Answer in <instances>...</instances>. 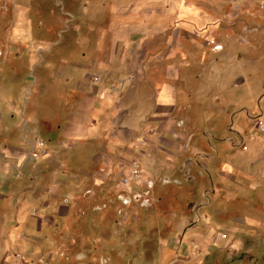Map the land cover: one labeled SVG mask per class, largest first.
<instances>
[{
  "label": "crops",
  "instance_id": "crops-1",
  "mask_svg": "<svg viewBox=\"0 0 264 264\" xmlns=\"http://www.w3.org/2000/svg\"><path fill=\"white\" fill-rule=\"evenodd\" d=\"M263 36L264 0H0V100L16 105L0 125V249L25 253L22 231L113 206L134 161L140 187L161 178L133 195L149 206L219 173L235 206H264V132L248 114L264 119L263 91L244 71L264 72Z\"/></svg>",
  "mask_w": 264,
  "mask_h": 264
},
{
  "label": "rangeland",
  "instance_id": "rangeland-1",
  "mask_svg": "<svg viewBox=\"0 0 264 264\" xmlns=\"http://www.w3.org/2000/svg\"><path fill=\"white\" fill-rule=\"evenodd\" d=\"M239 17L246 27H255L246 23L244 12H240ZM1 27H9L8 16L2 19ZM261 47L259 60L262 61L264 42ZM198 53L192 52L194 56ZM244 71L252 74L251 82L259 89V94L263 91L257 101V107L261 108L264 72L255 77L251 68ZM238 75V85L242 86L246 75L245 78L243 74ZM13 103L6 115L0 100L1 126L9 118L8 114L15 112ZM248 114L254 126L264 132L260 111L257 115ZM258 130L253 134H262ZM247 133L249 130L242 136ZM203 155L205 153L200 156ZM159 182L161 178L152 183L148 180L147 187L132 182L119 189L113 206H78L54 220H44L37 237L22 231L20 234L30 241L28 250L25 253L20 249L2 251V247L0 264H18L17 256L24 264H264V206H235L236 186L232 173L225 179L221 173L213 180L197 177L196 185L188 189L191 194L187 189L174 186L168 195L161 194L163 199L156 206L142 205L133 198L135 192L149 190V184L154 187ZM196 191L199 193L195 194ZM190 201H193L191 205ZM34 210L32 208L31 214H35ZM3 239L4 234L0 246L4 245Z\"/></svg>",
  "mask_w": 264,
  "mask_h": 264
},
{
  "label": "built area",
  "instance_id": "built-area-1",
  "mask_svg": "<svg viewBox=\"0 0 264 264\" xmlns=\"http://www.w3.org/2000/svg\"><path fill=\"white\" fill-rule=\"evenodd\" d=\"M93 79L96 80L95 77ZM144 141L146 142L147 140ZM28 155L31 158L44 157L47 155L44 142L39 137L35 136L33 138V142L31 143V148L29 150ZM140 180H141V174L139 170V165L134 161L133 163H131L127 175L122 177L121 182L123 184H128L130 181L139 182ZM17 261L18 264H24V262L22 261V259H20L19 256H17Z\"/></svg>",
  "mask_w": 264,
  "mask_h": 264
},
{
  "label": "flooded vegetation",
  "instance_id": "flooded-vegetation-1",
  "mask_svg": "<svg viewBox=\"0 0 264 264\" xmlns=\"http://www.w3.org/2000/svg\"><path fill=\"white\" fill-rule=\"evenodd\" d=\"M135 200H140L143 205L149 206L150 205V198H143L141 195H135Z\"/></svg>",
  "mask_w": 264,
  "mask_h": 264
}]
</instances>
